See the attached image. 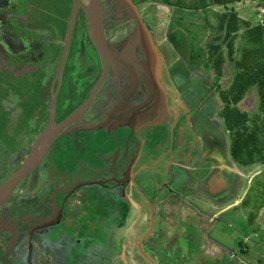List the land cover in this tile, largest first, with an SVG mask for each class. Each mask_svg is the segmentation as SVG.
Instances as JSON below:
<instances>
[{
  "label": "flooded vegetation",
  "instance_id": "flooded-vegetation-1",
  "mask_svg": "<svg viewBox=\"0 0 264 264\" xmlns=\"http://www.w3.org/2000/svg\"><path fill=\"white\" fill-rule=\"evenodd\" d=\"M86 2L87 0H78L76 5L71 36L57 83L55 73L63 40L62 43L59 42L61 51L45 100V118L41 120L42 126L37 128L33 138L47 120L50 95L55 86L58 87L54 100L53 119L58 121L85 99L101 73L102 76L88 107L59 130L40 162L21 178L12 187L7 198L0 202V264H13L17 259L23 263L24 259H27V264H32L31 257L34 256L35 250L44 251V245L51 241L43 236L45 233L52 236L55 225L62 221L68 206L73 205L70 202H74V196L78 198L73 205L76 207H72L71 212L78 210V214H82L86 211L84 206L88 200H97V202L100 201V212L113 210L125 217H130V220L122 227L126 229L130 226L136 227L132 223L142 221L141 214L145 212L141 199L144 206L147 205L146 210L149 209L148 203L154 202L149 198L152 190L155 192L160 189L157 192L160 195L170 196L171 193L177 197L179 192L183 193L181 190H185V185H181L180 178L187 173L182 162L188 161L177 156L175 151L177 146L182 149H193V151L201 142H204L203 144L211 142L214 147L220 146L215 129L211 128V125L209 127V124L204 125V119L199 112L200 107H192L183 99V96L176 95L175 88L166 85L162 78L163 69L159 65L155 74L164 96L162 100L160 92L149 78L148 70L139 65L144 60L138 42L127 40L131 30L130 19L127 18L124 8L117 7L112 0H100V24L107 49L103 54L105 69L102 70V57L89 39L91 36L89 21L81 6ZM28 6L29 9L32 7L28 0H0V64L1 60H5L7 65L12 66L13 59L19 57L33 67L39 65V62L36 63L33 52L35 47L40 46L37 39L38 30L22 24L24 22L22 20H25L28 13L30 14ZM71 8L72 0L68 8L67 22ZM140 16L142 17L141 13ZM148 31L150 32L149 29ZM71 42L72 48H70ZM69 51L73 66L81 73L79 78L71 73L67 78L69 82L64 83L61 80V73ZM51 53L49 49L47 56L49 57ZM82 80L89 83H83ZM72 85H75L73 89ZM86 86L85 94L80 97L81 89ZM60 88H63V93L60 95L62 105L57 107V93ZM17 111L18 109L12 110L13 113ZM106 116L112 117L109 119H112L115 123L114 128L116 127L110 132L106 130L108 128L101 120ZM97 121H100L101 127L90 128ZM158 126L167 131H164L167 135L161 141H165L167 147L170 145L171 150L162 151V154L158 153L157 162L160 158L163 159L160 170L152 169L151 172H142L137 167L139 161L135 160L140 151L139 133L146 127L154 129ZM202 127L212 134L208 137L210 140L202 138L204 130ZM99 129H103L105 134L97 138L93 135L96 131L102 134ZM3 131L6 132L4 129ZM64 133L66 136L61 139L59 136H63ZM57 139L59 147L56 154L63 167L60 170H57L58 167L55 166L56 156H51ZM99 139L104 145V151H97L96 156L93 154L92 160L88 158L89 156L86 158L77 156L78 148L90 145V142H87L92 140L101 144ZM110 141L114 144L111 150L106 151L105 147ZM176 142L179 144L176 145ZM30 143L27 149L20 153V157L0 161V184L23 160ZM62 147L68 149H62ZM163 173L167 179L165 184ZM156 181H158L157 187ZM73 186L75 187L69 192ZM89 191L94 194H90ZM158 208H160L159 204ZM57 210H59L57 222L42 224Z\"/></svg>",
  "mask_w": 264,
  "mask_h": 264
},
{
  "label": "crops",
  "instance_id": "crops-1",
  "mask_svg": "<svg viewBox=\"0 0 264 264\" xmlns=\"http://www.w3.org/2000/svg\"><path fill=\"white\" fill-rule=\"evenodd\" d=\"M238 1L239 0H234L226 4H217L213 2L204 3L201 0H194V2L196 3V7H192V4L180 7L181 13L178 17L184 22V25H188L190 27L193 25L192 23H195L196 21L202 20L203 22L202 24L204 29L203 32H200L201 37L199 38V40L202 39L204 41V47H201L200 49H202L201 61H203L205 65L202 66V64L204 63L196 64L195 69H198L196 76L200 80H205L209 83L206 85H213L216 88L226 87L230 82L232 74L235 70L232 62H230L225 56L223 63L221 64L220 73L219 75H216L212 66L206 59V55L209 53V43L219 41L221 39L220 37L222 32H220V30L218 29L220 23V14L222 12L228 11L231 8L236 12L238 19L242 22L232 42V46L234 48L233 55L235 57L238 55L239 50L242 48V46L248 44L245 37L242 35V30L244 28L243 25L245 21H247L249 24L259 23L260 25L264 26V19H262L259 15V13H264V7H260L257 4L258 0H251L252 2L256 3L254 4V9L259 12L256 14L257 19L255 20L250 19L248 16L245 17L243 15H239V12L245 6H241L242 3L239 4L240 2ZM221 6L223 7L221 8ZM203 8H210L211 11L215 12L216 16L214 21H210L209 19H207L205 14L200 13ZM146 27H148L147 29L150 30L151 33H149L152 39L154 36V31L156 30L151 24L150 26L147 25ZM171 28L176 29V26L173 25L171 26ZM181 28L183 29V31L181 30V38L183 39L184 35L186 39L187 36L184 32V28ZM168 34L172 35L171 30L165 31V33L160 37L159 40H157V42L153 41V39L152 41L155 44L157 52L159 54V61L161 62L160 67L163 69L161 71L163 73L162 78L166 82V85L167 83L169 84L168 87L175 88L177 96H183V93L179 88L185 85L187 76L180 73L179 77L177 75H170L168 72V69H170V64H175L174 62L177 61L176 59H179V57L176 56L178 54H173V59L171 61H167V52L162 53L159 47L162 43H165L167 41L171 42L173 40H170L168 38ZM185 39H183V47H185L187 44L185 42ZM171 47L176 50L174 44L173 46L171 45ZM225 47L226 44L222 43L221 49L223 50V54L226 55ZM168 49L169 52L170 50H172L170 47ZM185 56L192 57L188 52L187 54L185 53ZM204 68L208 71H205ZM222 79H224L227 84L223 85ZM215 94L216 97H218L217 93ZM242 97L237 101V106L240 109H244L245 111H247L248 115H253V113L258 110L257 94L255 103L257 109L254 112L251 108H248L250 107L252 100L246 98L243 99ZM242 102L244 103V105ZM219 108L216 110L217 112H213H216L218 116L217 118L220 119L221 116L219 115ZM199 112L204 119V125L208 126L209 124V127L211 125V128L215 129V134L218 135L217 138H219L220 146L214 147L211 142H207L206 144H203L204 142H201L197 149L194 151L193 149H182L180 146H177V148H175L177 156L182 157L189 162H182V165L186 169L187 173H185V176L183 175V177L180 178V183L181 185H185V190H181V192L183 193L179 192L178 197L172 195L171 193L170 196L164 194L160 195L159 193L155 194L154 190H152L149 198L154 202L148 203L149 209L147 210V205L144 206L145 204L141 203L142 207H145V212L141 214L142 221L138 220V224L135 221L132 223L136 227L131 228L130 226L127 229L125 227H122L124 223L130 220V217H125L113 210H109L104 213L100 212L102 217L99 219L101 220V223L98 226H102L103 229H105V232L107 231V239L105 240L106 244L103 246L100 245V247L102 250V248L104 249L105 246V249H107V251L105 254H102L99 253V251H94L93 249L91 253L92 256L91 254L90 256L85 255L86 258H83V264H140V262H142V260L144 259H148L149 264H211L220 260L221 253L218 248L214 247V245H212L210 242V236L212 235V231L210 230L214 229L216 222L218 218H221V213L223 211L229 209L230 207L240 206L241 209L244 210V212L248 211L246 213L248 222H252L254 219H256V217L259 218V216H262L260 215V212L262 210L261 208L264 202V194L259 197V193H263L264 182L262 183L257 181L256 176L260 173H264V157L262 160H255L244 164L232 160L228 151L231 140L229 131L224 127L227 131L226 139L224 135L225 132H223L222 129L218 127V124L213 119L214 116L211 117V115L209 116L206 114L213 112H210L208 109L206 110L205 108L201 107ZM109 118L112 117L108 116L107 118L106 116L101 120L103 121V124H105L108 128L106 130L110 132L116 127L114 128L115 123H113L112 119ZM202 129H204L202 138L205 140H210V138L208 137L211 133H208L207 129L204 127H202ZM99 130L101 131L102 135L105 134L102 131L103 129ZM164 131L167 132L165 129H161L159 126L158 128L154 129L146 127L145 130L142 129L140 131V141L138 144V148H140V151H138V156L135 157V160L139 161L137 163V167L142 170V172L147 173L151 172L152 169H158V162L162 166L163 159L160 158L157 162V155L158 153L162 154V151L170 149V145L167 147L165 146V141H161V139L163 137L165 139L167 135L166 133H164ZM99 141L101 142V144H97L94 141L90 142V145H84V148H78L77 156H84L85 158L89 156L88 158H91L92 160V156H96L97 151H104V145L102 144V141L100 139ZM158 141L162 142L163 144H161V146H157ZM113 144L114 142L112 143L110 141L107 144L108 146L105 147V150H111ZM178 144L179 143L176 142V145ZM214 149L215 151H213ZM67 154L69 155L70 151L67 152ZM251 167L254 168L251 169ZM62 168L63 167L59 165L57 170H60ZM164 176L165 174L163 173V182L165 184L167 179ZM241 182H246V184L243 185L244 187L240 186ZM170 186L172 187V185ZM156 191H160V189ZM189 192L191 193L190 195L187 194ZM247 192H249L247 201L246 203H242V199L246 196ZM256 197L259 200H257ZM160 201H162L161 204ZM182 203H184V205H182ZM158 204L159 207L164 206L165 208H158ZM173 206L181 207V210L179 211L175 210L176 208H171ZM169 209L175 210V215L169 213ZM71 211L72 205L68 206L66 215L62 219L63 221L66 222V219H71ZM189 213L191 214L190 217ZM77 215L79 214L77 213ZM169 219L173 220V224L170 223ZM137 231H139V234H136ZM209 232L211 235L209 234ZM251 232L253 233V231L251 230L249 235L252 234ZM66 236V234L62 235L63 238H60L59 240L65 242L67 247L58 246L60 244V241L57 240L56 235V237H53V240L44 245V251H39L38 249L35 250L34 256L31 257V263L41 264V260L45 258V255L48 256V259L52 258L51 264H59V262L61 261L60 257H63V261L66 262L68 260V257L70 258L69 252L66 251L69 247L68 238ZM74 237H76L75 234ZM85 237L89 241V237ZM69 239H71V237H69ZM86 244L87 243L85 242V246ZM128 244L133 245V247L137 248L141 256L136 254V259L127 257L126 254H129V250L127 251L126 246ZM59 248L65 249H63V255L58 253V251H60ZM86 251L87 250H85V252ZM126 251L127 253H125ZM64 254H66V256ZM94 254L98 255L96 256ZM71 256H78L79 258H81L84 256V253H80L78 255L73 254ZM79 262H81V259H79Z\"/></svg>",
  "mask_w": 264,
  "mask_h": 264
},
{
  "label": "rangeland",
  "instance_id": "rangeland-1",
  "mask_svg": "<svg viewBox=\"0 0 264 264\" xmlns=\"http://www.w3.org/2000/svg\"><path fill=\"white\" fill-rule=\"evenodd\" d=\"M132 1L136 4L139 13H141L144 23L146 22V25L149 26L151 24L156 30L154 31V36L152 38L153 41L157 42V40L160 39L165 31L171 30L173 41L162 43L159 47L162 53L167 52V58L165 57L167 61H171L173 59V54H178L176 56L179 57V59H176L177 61L174 62L175 64H170V69H168V72L170 75H177L179 77L180 73L187 76L186 83L188 84L185 83L183 87L179 88L183 93V99L186 102H189L194 108L201 107L205 108L206 110L208 109L210 112L216 111L220 106V101L215 94L216 87L213 85H206L209 83L205 80H200L196 76L198 70L195 69L196 64L204 63L201 61L202 49H200L201 47H204V41L202 39L199 40L201 37L200 32H203L204 29L202 24L203 22L202 20L196 21L195 23H192L193 27H189L188 25H184V22L178 17L181 13L180 7L190 4L193 5L195 3L194 0ZM28 2L32 7L29 9L28 6V12H30V14L28 13L26 15L25 20H22L24 21L22 24L33 30H38L37 39L40 42V46L35 47L33 52L36 56V63L39 62V65H36L35 63L36 66L33 67L32 64L23 62L19 59V57L13 59L12 66L7 65L5 60H1L0 128L2 129L0 130V161L9 158L13 160L20 157V153L27 149L37 128H39L40 125L42 126L41 120H44L46 114L45 100L50 90L52 77L54 76V67L61 51V44L59 42L61 41L62 43L64 37V31L68 17L67 13L69 11L68 8L70 4V0H28ZM238 2H240L239 4L242 3L241 6H245L239 12V15H243L245 17L248 16L252 20L257 19L256 14L259 12L254 9V4H256L255 2H252L251 0H239ZM263 2L262 0H258L257 4L260 7H264ZM222 7L223 6H221V8ZM200 13L205 14L207 19L210 21L215 20L216 14L215 12L211 11L210 8H203ZM259 15L262 19H264V13H259ZM173 25L176 26V29L171 28ZM181 27L184 28V32L187 36L185 39L183 35V39H185V42L188 44H186L185 47L182 46L184 45V41L181 38V30L183 31ZM173 44L175 45L177 51L171 47ZM72 47L73 43L71 42L70 48ZM169 47L172 49L170 52L168 49ZM49 49H51L52 53L48 57L47 53ZM187 52L192 57H186L185 53L187 54ZM204 65L205 63L202 64V66ZM205 71L208 70L205 69ZM77 72L78 71L73 66L71 61L69 51L66 62L62 68L61 80L64 83L69 82L67 78H69L71 73L75 75L76 78H79V74L81 72ZM85 82L88 81L84 80L83 83ZM222 82L223 85L227 84L224 79H222ZM88 85L89 84H87V86ZM167 85L169 86L168 83ZM74 86L75 85H72V89ZM87 86L81 89L80 93L82 94H80V97L85 94ZM62 93L63 88H60L57 93V107L62 105V98L60 97ZM242 98L252 100L250 107L248 108H251L253 112L257 109L255 104L256 90L254 85H251L246 89ZM13 109H18V111L13 113ZM216 112L206 114L209 116L211 115V117L214 116L213 119L218 124V127L221 128L223 132H225L224 135L227 139V131L222 124L221 118H217L218 116ZM3 129L6 130V132H4ZM65 136L66 134L64 133L63 136L59 137L62 139ZM93 136L98 138V136L102 137V134H100L99 131H96V134ZM89 142L94 141H88L87 143ZM161 144V142L157 143V146H161ZM58 147L59 141L57 139L55 141V148L51 153L52 157L56 156L55 166L57 167L60 165V161L56 154ZM62 149L68 148L62 147ZM65 156H67V154ZM253 168L254 167H251V169ZM158 169L160 170L159 162ZM256 180L263 183L264 173L258 174L256 176ZM157 183L158 181L155 182L156 187L158 185ZM245 184L246 182H241L240 186ZM147 187L148 184L146 188ZM89 189L90 188H88V190ZM90 191V194H94V192ZM157 192L159 191H155V194ZM263 194L264 192L260 193L259 197H261ZM77 198L78 196H74V202L71 201L70 204L72 203L74 205ZM99 202L100 201L97 202V200H88L86 202L87 204L84 206L86 209L84 213L77 215L76 213H78V210H74L70 220L66 219V222L62 220L60 223L55 225L56 227L54 228L52 236H50L49 233H45L43 236L45 239L53 240V237H56L57 235L56 238L58 241H60L59 239L63 238L62 235H67L66 237L68 238L69 247L66 251L69 252L71 259L68 257V260L64 262L63 257H60L61 261L59 264H83V258H86L85 255L90 256L93 249L94 251H99V253L102 254L106 253L107 249H105V246L104 249L102 248V250L100 247V245L103 246L106 244L105 240L107 239V231L105 232V229H103L102 226H98L101 223V220L99 219L102 217L99 211ZM141 203L144 204L142 199ZM73 205L72 207H76ZM182 205H184V203H182ZM164 208V206L160 207V209ZM171 208H176L175 210L179 211L181 210V207L173 206ZM261 209L260 215L262 216H259V218L256 217V219H254L252 222H248L247 220L246 213L248 211L244 212L240 206L230 207L221 213V218H218L215 227L213 226L214 229L212 228L213 230H210L212 231V235L209 232L211 235L210 242L212 245H214V247L218 248L221 253V258L217 262H213L211 264H264V209ZM175 210L169 209L168 211L172 215H175ZM190 215L191 214L189 213V217ZM169 221L171 224H173L172 219H169ZM251 230L253 233L251 232L252 234H250V236L249 233ZM74 234L76 237H74ZM136 234H139V231H137ZM85 236L89 237V241ZM69 237H71V239H69ZM85 242L87 243L86 246ZM58 246L67 247L66 243L62 241H60ZM63 249L64 248H59L60 251H58V253L63 255L65 250ZM126 249L127 251L129 250V254H126L129 258L136 259V254L140 255L138 249L133 247V245L128 244ZM85 250L87 251L85 252ZM127 251L125 253H127ZM80 253H84V256L81 258L78 256H71L73 254L78 255ZM64 255L66 256V254ZM94 255L97 256L98 254ZM79 259H81V262H79ZM51 262L52 258L48 259L47 255H45L43 260H41V264H51ZM24 263H28L27 259H24ZM24 263L17 259V261L13 264ZM140 264H149V260L144 259L142 262H140Z\"/></svg>",
  "mask_w": 264,
  "mask_h": 264
},
{
  "label": "trees",
  "instance_id": "trees-1",
  "mask_svg": "<svg viewBox=\"0 0 264 264\" xmlns=\"http://www.w3.org/2000/svg\"><path fill=\"white\" fill-rule=\"evenodd\" d=\"M201 1L226 4L234 0ZM192 7H196V3ZM219 22L218 29L222 32L221 39L209 43V53L206 59L216 75L220 73L225 56L235 67L227 86L216 88L221 101L219 115L231 136L229 155L238 163L259 161L264 157V26L259 23L249 24L245 21L242 35L248 44L242 46L235 57L232 42L242 22L231 8L220 14ZM172 37L173 35L168 34L170 40L173 39ZM222 43L226 44V55L221 49ZM251 85L255 86L258 110L253 115H248L247 111L240 109L236 103ZM248 193L242 199V203H246ZM262 208L264 209V202Z\"/></svg>",
  "mask_w": 264,
  "mask_h": 264
},
{
  "label": "water",
  "instance_id": "water-1",
  "mask_svg": "<svg viewBox=\"0 0 264 264\" xmlns=\"http://www.w3.org/2000/svg\"><path fill=\"white\" fill-rule=\"evenodd\" d=\"M117 7L124 8V11L127 15V18L131 21V30L127 35V40L137 41L139 44L140 51L142 53V57L144 62L140 63L141 67L148 70V75L152 83L156 86L157 90L161 94L162 100L164 96L162 94V90L160 87V83L156 78V68L160 65L159 54L157 52L156 46L153 43L150 33L144 23V20L140 16V13L136 7V4L132 0H112ZM78 4V0H72V8L69 15V20L67 22L62 51L59 57V61L56 68V82L58 83L60 77L61 67L67 52L68 43L71 36L73 18L76 10V5ZM83 12L88 18L89 27L91 31V36L89 39L93 43L95 49L100 53L102 57V70L105 69V61L103 54L107 50L106 43L104 40L101 24H100V0H87L86 4H81ZM102 74V73H101ZM100 74V77L102 76ZM100 77L93 83L88 95L85 99L80 102L71 112L65 115L58 121L53 119L54 112V100L57 91V87L51 92L50 100H49V114L44 126L41 130L35 135L32 139L29 149L25 154L23 160L19 163V165L8 175V177L0 184V202L5 200L10 193L12 187L26 174H28L41 160L44 153L46 152L48 146L52 142L53 138L59 132V130L68 124L70 121L74 120L78 117V115L83 112L90 103L94 90L98 86L100 82ZM92 127H101L100 121L93 123ZM75 186L71 187L69 192ZM62 203H60L61 205ZM59 210L55 211L52 215H49L46 218V221L42 224H50L54 221L57 222L59 218ZM53 217L55 218L53 220ZM151 223V220H150Z\"/></svg>",
  "mask_w": 264,
  "mask_h": 264
}]
</instances>
